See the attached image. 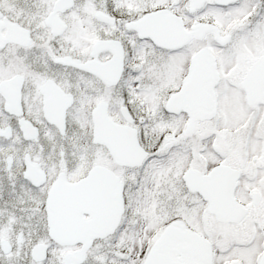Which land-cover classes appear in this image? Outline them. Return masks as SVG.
<instances>
[{
  "label": "snow or ice",
  "instance_id": "snow-or-ice-1",
  "mask_svg": "<svg viewBox=\"0 0 264 264\" xmlns=\"http://www.w3.org/2000/svg\"><path fill=\"white\" fill-rule=\"evenodd\" d=\"M0 264H264V0H0Z\"/></svg>",
  "mask_w": 264,
  "mask_h": 264
}]
</instances>
